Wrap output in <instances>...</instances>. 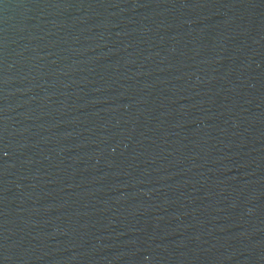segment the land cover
I'll use <instances>...</instances> for the list:
<instances>
[{"label": "water", "instance_id": "water-1", "mask_svg": "<svg viewBox=\"0 0 264 264\" xmlns=\"http://www.w3.org/2000/svg\"><path fill=\"white\" fill-rule=\"evenodd\" d=\"M0 264H264V0H0Z\"/></svg>", "mask_w": 264, "mask_h": 264}]
</instances>
